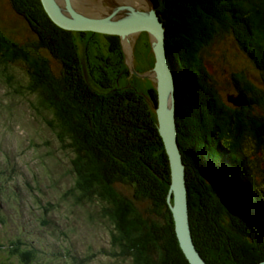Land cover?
Instances as JSON below:
<instances>
[{"label": "trees", "instance_id": "16d2710c", "mask_svg": "<svg viewBox=\"0 0 264 264\" xmlns=\"http://www.w3.org/2000/svg\"><path fill=\"white\" fill-rule=\"evenodd\" d=\"M153 1L174 73L177 139L194 244L208 264L260 262L264 115L253 113V106L264 108V89L237 72L231 79L247 104L229 105L206 74L203 53L215 40L232 37L264 84V0ZM36 35L33 43H21L0 27V71L14 86L11 65L25 66L26 85L18 86L35 94L36 110L48 111L47 125L67 157L76 203L95 206L108 226V254L128 264H189L167 201L170 168L156 122L146 125L133 113H118L111 130L107 121V127L101 124L93 113L100 98L85 76L75 75L69 62L55 71L43 52L63 59L57 42L49 34ZM118 53L113 49L109 58ZM74 55L70 61L78 64ZM10 253H18L20 264H29L32 251L17 252L16 247Z\"/></svg>", "mask_w": 264, "mask_h": 264}, {"label": "rangeland", "instance_id": "374dc122", "mask_svg": "<svg viewBox=\"0 0 264 264\" xmlns=\"http://www.w3.org/2000/svg\"><path fill=\"white\" fill-rule=\"evenodd\" d=\"M112 1L134 3L143 12L148 9L146 0ZM0 27L21 43H33L36 32L49 34L64 58L54 59L45 50L43 54L55 71L69 62L75 75L85 76L100 98L93 113L106 127L107 121L110 130L118 113H133L146 125L152 121L157 126L154 103L149 97V92L154 97L156 90L146 76L154 66V55L146 32L128 37L133 53L129 60L126 52L130 48L125 49L119 36L62 29L48 17L40 0H0ZM113 49L119 53L111 59ZM74 54L78 64L71 62L76 58ZM203 59L219 98L233 107L245 106L235 104L244 98L234 87L233 74L243 72L264 89L260 71L230 36L215 40ZM25 70L23 64L11 65L14 86L0 71V264H20L18 253H10L16 247L17 252L32 251L29 264H128L108 254L112 250L108 226L98 216L97 208L76 203L70 191L73 180L67 157L47 125L49 113L45 108L36 110L37 97L23 89L28 79ZM39 112L47 117L39 116ZM253 113L264 115V108L253 106Z\"/></svg>", "mask_w": 264, "mask_h": 264}, {"label": "water", "instance_id": "95a60500", "mask_svg": "<svg viewBox=\"0 0 264 264\" xmlns=\"http://www.w3.org/2000/svg\"><path fill=\"white\" fill-rule=\"evenodd\" d=\"M40 1L48 17L62 29L117 35L124 45L126 40L130 48L126 52L129 60L132 59L133 53L128 37L135 36L139 32H146L149 35L154 66L146 76L154 82L157 92V102L154 103L153 108L156 112L158 133L169 162L171 181L167 201L172 213L175 233L189 264H208L198 252L191 234L186 170L177 139L175 79L168 58L166 30L152 0H146L148 9L145 12L140 11L130 2L113 4L114 1L109 0L107 6L110 8L101 15L78 12L70 5L69 0ZM63 5H65L64 9L61 8ZM134 74L138 75L137 72ZM240 98L235 104H246L244 99ZM255 264H264V260Z\"/></svg>", "mask_w": 264, "mask_h": 264}, {"label": "bare ground", "instance_id": "6f19581e", "mask_svg": "<svg viewBox=\"0 0 264 264\" xmlns=\"http://www.w3.org/2000/svg\"><path fill=\"white\" fill-rule=\"evenodd\" d=\"M99 1H101V0H97V1H93V0L92 1H90V0H69V3L74 9L78 10V12H80V11L84 12V13L88 12L90 14H95V15L99 13V15H100L101 11L107 10V8H110V6H107L108 2H110V1H107V0H103L101 2H99ZM136 5L138 6V4H136ZM64 6L65 5H63V7H61V8L64 9ZM137 8H140V7H137ZM133 13H135V12H133ZM124 43L126 46L125 49L128 50L129 49L128 48L129 43L126 40ZM156 96H157V92H156Z\"/></svg>", "mask_w": 264, "mask_h": 264}]
</instances>
